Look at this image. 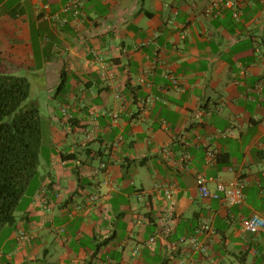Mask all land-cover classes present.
I'll return each instance as SVG.
<instances>
[{
  "label": "crops",
  "instance_id": "obj_1",
  "mask_svg": "<svg viewBox=\"0 0 264 264\" xmlns=\"http://www.w3.org/2000/svg\"><path fill=\"white\" fill-rule=\"evenodd\" d=\"M211 1L0 0V72L58 87L83 136L54 124L49 165L0 231L5 264H264V232L242 224L264 212V0ZM199 174L211 191L238 179L245 201L203 197ZM204 216L205 255L179 243Z\"/></svg>",
  "mask_w": 264,
  "mask_h": 264
},
{
  "label": "trees",
  "instance_id": "obj_2",
  "mask_svg": "<svg viewBox=\"0 0 264 264\" xmlns=\"http://www.w3.org/2000/svg\"><path fill=\"white\" fill-rule=\"evenodd\" d=\"M30 95L27 77L0 72V231L16 222L40 164L42 119L39 108L26 103Z\"/></svg>",
  "mask_w": 264,
  "mask_h": 264
},
{
  "label": "built area",
  "instance_id": "obj_3",
  "mask_svg": "<svg viewBox=\"0 0 264 264\" xmlns=\"http://www.w3.org/2000/svg\"><path fill=\"white\" fill-rule=\"evenodd\" d=\"M233 5L232 0H212L211 9L216 13H220L223 8L231 7ZM67 9V8H65ZM102 75H106V72H102ZM67 110L63 109V114L67 115ZM69 117V116H68ZM234 135L232 128L225 130L220 133L221 137H227ZM216 159V153L214 151L208 152L207 161L208 163L213 162ZM183 168L189 169V164L191 161V156L188 153L182 155ZM107 164L105 162L101 163V168H105ZM209 179L204 174H199L197 183L200 194L205 198H215L219 200H225L228 205L242 204L245 201V195L243 191V184L238 180L234 179L231 181L219 180L217 182V187L215 191H211L207 185ZM106 183H108L106 181ZM166 195L168 198H172L171 190H166ZM101 198V193L96 192L91 194L86 198L87 204L96 203ZM81 208V205L78 206ZM242 224L246 231L249 232H264V212L254 213L249 217H245L242 220ZM164 231H169L170 221L166 218L163 219ZM216 234V228L213 224L212 217L204 216L200 219L199 225L195 232L190 236H183L179 239V243L186 244L190 247L193 252H199L201 254H207L210 249V243ZM22 236L27 238L28 236L25 232H22ZM154 241V238L151 239ZM180 264H187L185 261L180 262Z\"/></svg>",
  "mask_w": 264,
  "mask_h": 264
},
{
  "label": "rangeland",
  "instance_id": "obj_4",
  "mask_svg": "<svg viewBox=\"0 0 264 264\" xmlns=\"http://www.w3.org/2000/svg\"><path fill=\"white\" fill-rule=\"evenodd\" d=\"M2 57V56H1ZM2 59V58H1ZM17 76H25L30 80L31 83V95L29 99L27 100V104H34L36 105L40 110V115L42 119V129H43V139L40 149V160L42 164L49 165L50 156H51V146L53 145L52 142V133H53V126L56 123H59V128L64 130L65 134L68 133L70 136V139H65L62 142L66 143H72L73 138L77 137V139H81L82 131L77 132L74 135L71 131V123L67 119V115L64 116L63 109L67 110V112H70L72 109V104L66 106L62 100L61 97H56V92L58 90V87L51 86V87H45L39 84L34 77L30 73L25 70H15L13 72ZM64 118V119H63ZM82 140V139H81ZM96 147L99 145L98 142H94ZM57 147V146H56ZM79 151L82 152V155L87 158L86 154H84V151L79 149ZM100 158L93 159V165L97 168L101 167ZM42 168V167H41ZM34 180H32L33 185ZM2 245L3 241L0 237V252L2 251ZM43 257V254L40 255ZM6 259L5 256L2 258L0 257V264H5ZM14 263V262H12Z\"/></svg>",
  "mask_w": 264,
  "mask_h": 264
}]
</instances>
